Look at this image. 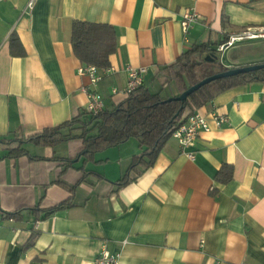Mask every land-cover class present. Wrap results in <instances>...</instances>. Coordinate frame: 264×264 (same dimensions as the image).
I'll return each instance as SVG.
<instances>
[{
    "label": "crops",
    "instance_id": "1",
    "mask_svg": "<svg viewBox=\"0 0 264 264\" xmlns=\"http://www.w3.org/2000/svg\"><path fill=\"white\" fill-rule=\"evenodd\" d=\"M28 1L0 0V137H29L72 119L84 110L85 89L113 107L126 96L127 66L146 68L149 90L173 92L163 66L192 44L215 48L264 28V0H34L26 13ZM188 10L196 18L184 31ZM73 20L108 23L116 32L94 87L76 74L83 64L72 51ZM13 36L21 54L10 52ZM240 60L223 65L262 63L264 55ZM197 110L228 120L210 122L189 146L169 137L121 186L141 152L135 138L89 159L80 138L28 140L14 158L7 148L16 142H0V264H93L102 245L120 253L117 264H264V78L224 89ZM223 165L231 178L220 182ZM61 202L67 205L44 214Z\"/></svg>",
    "mask_w": 264,
    "mask_h": 264
},
{
    "label": "trees",
    "instance_id": "2",
    "mask_svg": "<svg viewBox=\"0 0 264 264\" xmlns=\"http://www.w3.org/2000/svg\"><path fill=\"white\" fill-rule=\"evenodd\" d=\"M226 38L222 41L225 42ZM70 42L75 57L83 65H95L104 69L109 65L108 56L115 51L116 32L108 23L73 20L71 25ZM17 47V48H16ZM12 54H21L17 37L9 41ZM215 48L207 43H194L184 50L171 64L163 66L169 80L172 82L175 93L149 90L144 84L139 85L116 105L103 108L97 114H90L84 110L72 119L52 127H45L38 133L23 137L14 132L8 137H0V142L16 145L7 148V155L16 157L26 151L22 146L25 141H32L40 145H53L59 141L70 138H80L83 143L84 159L92 157L93 153L135 138L141 152L134 155L126 174L118 180V185L134 179L142 172L140 166L148 167L154 160L164 142L171 132L188 114L210 102L217 94L233 86L251 82L254 79L264 78V69L239 73L212 80L191 92L183 102L166 101L170 96L179 94L188 86L196 83L203 77L228 68L217 61ZM216 56L212 61H206L205 56ZM218 62V67L213 64ZM129 173H133L130 177ZM231 178V167L223 165L217 173L216 179L225 182ZM68 190L73 186L62 183ZM67 205L65 202L43 210L44 214ZM36 210V208H31ZM16 212L7 213L6 216L16 215Z\"/></svg>",
    "mask_w": 264,
    "mask_h": 264
},
{
    "label": "built area",
    "instance_id": "3",
    "mask_svg": "<svg viewBox=\"0 0 264 264\" xmlns=\"http://www.w3.org/2000/svg\"><path fill=\"white\" fill-rule=\"evenodd\" d=\"M33 5L34 0H29L24 11L29 13L32 10ZM195 18L196 13L194 11L188 10L184 12L182 17V28L184 31L187 30ZM255 38H264V28H249L238 34L235 33L234 35H230L225 42L216 45L214 52L217 55V53H222L226 48L232 46L236 42ZM126 71L127 83L123 90L125 94L142 84V77L146 72V68L144 66H127ZM76 74L79 76H85L89 84L94 87L101 80L103 72L95 65L89 64L78 65L76 68ZM85 93L87 99L84 105V111L90 114L99 113L104 107L102 95L99 92H96L94 88L88 90L85 89ZM227 120L226 114L216 112L215 110H212L207 114L195 110L191 114H188V116L185 117V120L174 128L170 137L176 139V142L184 147L189 146L193 144L199 130L208 131L211 128L210 122H212L214 126L219 127L224 123L226 124ZM119 255V252L109 251L104 245H102L93 259V264H117ZM240 264H245V262Z\"/></svg>",
    "mask_w": 264,
    "mask_h": 264
},
{
    "label": "water",
    "instance_id": "4",
    "mask_svg": "<svg viewBox=\"0 0 264 264\" xmlns=\"http://www.w3.org/2000/svg\"><path fill=\"white\" fill-rule=\"evenodd\" d=\"M216 56H210L207 55L205 56V60L206 61H212L215 59ZM218 58V57H217ZM219 63H221L219 61ZM222 64V63H221ZM260 69H264V62L262 63H254V64H249V65H244V66H237V67H228L226 69H224V71H218L216 73H212L206 77H203L202 79H200L199 81H197L196 83L188 86L186 89L184 88V90L182 92H180L177 95L174 96H170L167 97L165 100L166 101H179V102H183L185 101L186 97L193 91H195L196 89H198V87L212 81L215 80L217 78H221V77H226V76H231V75H235V74H239V73H245V72H251V71H255V70H260Z\"/></svg>",
    "mask_w": 264,
    "mask_h": 264
},
{
    "label": "rangeland",
    "instance_id": "5",
    "mask_svg": "<svg viewBox=\"0 0 264 264\" xmlns=\"http://www.w3.org/2000/svg\"><path fill=\"white\" fill-rule=\"evenodd\" d=\"M246 42H248V41L243 40L241 43H244V44L240 45V44L236 43V45L231 46V47L229 46L230 48L225 49L222 53H217V57H218L217 61L218 62L220 61L222 64L224 63V65H226V64L233 62L235 60H237L238 62H241L242 61V60H240L241 57L242 58H244V57L250 58V56H255V55L262 56V55H264V41L255 40V42H253V43H256V44H251V45L245 44ZM219 58H220V60H219ZM217 61L213 64V66H212L213 68L218 67ZM152 88L153 87H151V89ZM170 89L173 90V93L176 92L172 83L170 84ZM166 92L170 93V90L167 88ZM132 139H134V138H131V141H132Z\"/></svg>",
    "mask_w": 264,
    "mask_h": 264
}]
</instances>
